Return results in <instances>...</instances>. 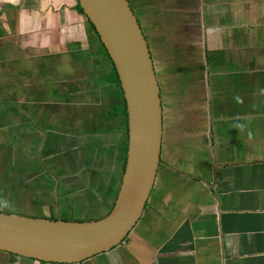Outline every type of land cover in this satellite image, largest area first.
<instances>
[{
    "label": "crops",
    "instance_id": "obj_1",
    "mask_svg": "<svg viewBox=\"0 0 264 264\" xmlns=\"http://www.w3.org/2000/svg\"><path fill=\"white\" fill-rule=\"evenodd\" d=\"M191 1L175 0L171 10L161 0L151 4L152 12L167 9L166 17H178L175 22L169 17L168 28L178 29L182 17L191 26L200 18L202 28L197 33L189 29L180 37V45L176 35L169 34L172 40L165 42L168 48H176L173 51L196 52L199 59L192 87L194 102L185 100L182 93L176 99L183 89L180 83L175 86L178 89L169 88L174 95L173 100L168 95V103L163 102L165 131L167 124L173 128L174 117L182 110L188 123L195 121V111L200 113L197 128L206 134L197 132L194 124L193 132L199 133L194 134V141L206 143L218 177L206 184L209 197L201 185L194 188L198 202L194 211L192 204L180 207L185 218L174 224L178 238L173 227L168 233L165 229L163 240L170 238L165 248L158 249L162 244L154 250L134 245L139 261L119 264H155V250L156 264H264V0H195L198 18L190 9ZM77 3L0 0V189L10 185L11 176L27 180L28 175L46 171L56 185L60 175L49 170L53 160L44 157H67L70 174L80 170L82 163L66 155L78 146L93 147L106 139L97 124L117 129L118 143L123 140L119 118L125 113L112 114L114 107L122 105L123 96L121 87L112 81L115 67L103 46L90 36L95 32L77 10ZM151 27L153 34L158 33L155 41L159 44L160 33L168 34L167 27L163 23ZM88 36L91 52L81 54L79 48ZM92 91L94 97L87 95ZM110 92L119 103L108 111ZM254 99L258 108L252 107ZM108 116L115 117L107 120ZM96 151L89 149L83 166L91 163ZM206 167L205 176L211 172ZM158 183L152 193L161 191L154 199L160 204L164 191L171 187L158 188ZM201 192L204 195L199 196Z\"/></svg>",
    "mask_w": 264,
    "mask_h": 264
},
{
    "label": "rangeland",
    "instance_id": "obj_2",
    "mask_svg": "<svg viewBox=\"0 0 264 264\" xmlns=\"http://www.w3.org/2000/svg\"><path fill=\"white\" fill-rule=\"evenodd\" d=\"M130 1L135 14L137 15V17L140 18L142 28L145 34H147L152 47L157 75L159 77V81L162 87L163 102L168 103V95H171V99L173 100L174 94L169 91V88L171 87V85L172 87H175L179 83L180 89L182 87L183 89H181L179 93L177 92L176 99H178L179 94L182 93L183 98L185 100H190V102H194L195 95L193 91L194 89L192 87L194 86L193 81L196 77L195 66L197 65V63H199V59L196 56V52H193L192 54L183 52L179 53L178 50L173 51V49L176 50L175 47H171V50L170 48L167 49L165 45L166 41L172 40L171 35L177 36L174 39L176 43L179 44L180 37L183 36L190 29L188 26H186V23L190 24L191 22H184V19H182V17L180 18L178 29L176 28V26L168 28L169 17L174 22L178 19V17H175L174 19V17H166L165 15L168 8L171 10L170 5L174 4L175 0H161L168 7L165 12L160 11L158 13H155L154 11L152 12L153 9L151 7V4H153L155 1L160 0ZM162 23L166 25L167 29L165 30L168 34L167 36H165V33H160L161 39L158 40L160 44L159 45L155 41L157 40L158 33L156 32L153 34L151 26L154 27V25H160ZM90 36L94 38V40H97L99 42V39L95 33L91 34ZM84 41L85 42L79 48V53L83 54L84 51L86 53H90L91 49L89 45L90 41L92 42V40L88 36V38L85 37ZM95 44L99 45L96 42ZM89 70L90 72H92L91 69ZM175 89L178 88L175 87ZM189 89L190 94L188 93ZM108 93L109 91L107 90L106 94ZM87 95H92L94 97L95 92H87ZM118 103V99L113 98V93L110 92V95L107 97V110L110 111L112 105H118ZM255 103H259L257 99L253 100L252 107H255ZM255 108L258 107L256 106ZM259 109H262V103L259 105ZM187 112L188 115L193 113V111ZM170 114L171 113L167 114L168 123L171 119ZM195 115V121H191L190 123H188L186 122L188 119L187 113L185 110H182L180 114L175 115V119L173 120L172 124H174V128L181 127L184 132H186V127L192 126L191 124H195V130H197V122L199 120V117L197 115L200 116V113L197 114L195 111L192 116ZM121 116H123V118H119L121 124L119 126V132L122 136L125 134L126 131V120H124L125 114ZM114 117L115 116H108L107 120H111ZM168 125L169 124L166 125L167 129L165 131L163 157L167 163L172 164V167L176 169H181L183 172V176L174 171H171L170 168L161 167L159 173L157 174V181L159 182L158 188L171 187L169 190L164 191V197H162L161 203L157 204L154 200L155 197L160 196L161 193L159 189H156L153 193L151 192V196L147 204V206L149 205V209L147 210V212H145L143 218L140 220L138 225L132 230L125 242L119 247H116V249L114 248L108 253L99 255V257H97L95 261H92L95 264H119V261H122L123 263H128L130 259L134 262H136L137 260L139 261V252L137 251L136 256L133 251L134 245L154 250L156 245L162 244L160 247H158V249L162 247L165 248L168 245L170 238L167 236V239L164 241V235L162 231L166 229L168 233L173 227L174 236L177 237L174 224L185 218L180 207H185L187 205L190 207L191 204L194 205L193 208L198 207V202L194 198V188L197 189L196 186L200 185V182L202 184L201 186H199V188H203L207 193V197H209V194L207 192V190H209V187L206 186L204 182H206L207 179L210 182L211 180H213L211 172L209 173L208 177L201 178L200 180L188 176L190 172L194 174H202V172L197 167H194L195 162L191 163V161H193L194 159V155L200 152L201 150H199L194 144H192L191 141L183 142L180 141L179 137L175 138V136H170L171 129H168ZM95 127L101 129L105 133L106 139H102L99 140L97 143H93V147H87L86 145H83V147L78 146V150H70L66 155L68 157H71L72 161H74L76 164H78L79 162L82 163L80 165L81 169L77 172L70 174V160L67 157L59 159L60 157L56 155V159L54 158V156L43 158H51V160H53V163H50V160L48 161L51 164L49 165V170L52 169L53 174L60 175L58 180L60 183H65V185L62 184L65 189L61 188V185L59 189H57V184L55 185V182H53L52 179L48 177L51 176L50 171H46L45 173L37 172L35 175H28L27 180L18 179L17 176L13 178L11 176L12 179L9 181L10 185H6L4 189H0V210L23 213L28 215L47 216H52V214L58 213V215L63 217V214L65 213L64 209L66 208V206H68L69 203H71L70 205L74 207L71 214L80 215L82 213H91V215L94 216H92L90 219L99 218L98 213L96 211H101L103 207L107 210V204H111L112 195L106 196V194L108 193L107 191L112 182L113 175L119 173L120 171L118 166H120L121 161L119 163L120 151H118L119 143L117 129L111 130V127L106 124H97V126ZM85 128H87V126H85L84 129ZM190 130H192L191 127ZM98 137L101 138V133L98 135ZM197 139H201V137ZM87 142L88 141L86 139L83 140V143L87 144ZM194 142L200 143L204 141L197 140ZM182 143L184 148H181ZM89 148L96 149L97 151L96 153H93L91 163L85 164L83 166V161H86L88 159V156L90 157L89 153L91 152H89ZM113 154L114 156L111 158L110 156H112ZM201 161L204 163H208V158H205ZM181 165H183L184 167H182ZM184 174H187V176H185ZM36 183H38L37 187H41L44 185L45 187H42L41 190H35V187L33 185H35ZM214 189L215 187L211 188L212 192L214 191ZM17 192L18 196L20 197L18 199L16 197L14 199H10L11 196L16 195ZM171 193L173 194L170 195ZM201 195H204L203 192L199 194V196ZM57 199L60 201L58 207L56 206ZM106 199L108 200V203L105 204ZM64 202L65 204H63ZM73 204L75 206H73ZM92 205H98L95 208L96 211L93 210ZM82 207L90 209L86 210ZM146 214H148L147 218ZM168 228L171 229L169 230ZM158 233H160V235ZM157 255L158 253L155 250V252H153V259L155 264ZM7 260L18 261V263L22 262L24 264H32L31 259L21 257L8 258L7 256L0 254V261Z\"/></svg>",
    "mask_w": 264,
    "mask_h": 264
},
{
    "label": "water",
    "instance_id": "obj_3",
    "mask_svg": "<svg viewBox=\"0 0 264 264\" xmlns=\"http://www.w3.org/2000/svg\"><path fill=\"white\" fill-rule=\"evenodd\" d=\"M77 2L118 73L126 102L128 147L114 206L100 218L0 210V252L49 264H84L122 245L146 211L160 165H166L163 92L139 17L129 0Z\"/></svg>",
    "mask_w": 264,
    "mask_h": 264
},
{
    "label": "flooded vegetation",
    "instance_id": "obj_4",
    "mask_svg": "<svg viewBox=\"0 0 264 264\" xmlns=\"http://www.w3.org/2000/svg\"><path fill=\"white\" fill-rule=\"evenodd\" d=\"M130 1V0H129ZM130 3H131V1H130ZM191 7H190V9L192 10V13L193 14H195L196 15V18H198L197 16H198V4L196 3V1L195 0H192L191 1ZM132 6V5H131ZM133 8V7H132ZM195 18V19H196ZM188 22V21H187ZM198 25V26H197ZM186 26H188L194 33H197V31L199 32H202V28H201V25H200V23L196 20L195 22H193V26H191V25H189V24H187L186 23ZM192 27V28H191ZM205 30H203V32H204ZM148 38V37H147ZM166 48H168L167 46H166ZM179 51V50H178ZM179 53H180V51H179ZM126 115V114H125ZM192 126H188V127H186L185 128V131H188V132H190L189 134H185V132L182 130V128L181 127H176V128H174V126H173V128L171 129V132H170V136H175V138L176 137H179L180 138V141H183V142H185V141H191V143L192 144H194L199 150H201L200 152H198V153H200L199 155L200 156H194V159H193V161H191V163H193V162H195V165H194V167H197L201 172H202V174H194V173H190L188 176L189 177H191V178H194V179H197V180H200L201 178H205V177H208V174L205 176V171H206V165H208V171H211V174H212V178H213V180H211V182L207 179V181L206 182H208L210 185H211V183H213L214 181H215V176H217L218 177V173L216 174V169H215V167L213 166V165H211V163H212V158H211V153H210V151L209 150H206V143L205 142H200V145L199 144H197V142H194V139H195V137H194V134L196 135V134H199V133H195V131L193 132V129H195V125L194 124H191ZM190 127L192 128V130H190ZM197 132H201V131H199L198 130V128H197ZM202 134H206V132L204 131V132H202L201 133V135ZM123 136V140L121 141V143H120V141H119V143H120V146H119V148H118V151H120L122 148H124L125 147V145H126V143H127V141H126V138L124 137V135H122ZM186 136V137H185ZM205 136H210V135H205ZM203 137V136H202ZM201 137V138H202ZM164 138H165V135H164ZM175 143H176V141H175ZM163 145H164V143H163ZM181 148H184V146H183V143L181 144ZM79 148H77V149H75V150H78ZM119 163H120V161H121V163H120V166H118V168H119V173H117V174H114L113 175V179H112V182H111V184H110V186H109V189H108V193L106 194V196H108V195H112V193H113V189L114 190H116L117 188H118V185H120V183H121V179L120 178H122L121 177V173H122V166H123V162H122V156L119 154ZM205 158H208V163H204V162H202L201 160H203V159H205ZM162 160H163V162L166 164V165H160V167H159V170H158V173H159V171H160V168L162 167V168H170L168 165H170V166H172V164H169V163H167L165 160H164V157H163V149H162ZM182 167H184L183 165H181ZM174 168V167H173ZM171 169V171H174V172H176V173H178V174H180L181 176H183V172H182V170L181 169H176V168H174V169H172V168H170ZM176 169V170H175ZM36 174V173H35ZM35 174H33V175H35ZM185 176H187V174H184ZM202 175V176H201ZM157 180V179H156ZM39 183V182H38ZM38 183H36L35 185H33L34 187H35V190H41L42 189V187H45V185L44 186H41V187H37V185H38ZM43 183V182H42ZM67 183V182H66ZM205 183V182H204ZM57 184V186H60V185H65V183L64 182H57L56 183ZM202 183L200 182V185H201ZM205 184H207V183H205ZM40 185H42V184H40ZM120 187V186H119ZM4 189V188H3ZM57 189H58V187H57ZM65 189V188H64ZM194 194H196V192H194ZM10 197V196H9ZM19 198L20 196H18V192L16 193V195H12L11 196V198L10 199H14V198ZM58 197H59V194H58ZM194 198H195V196H194ZM194 198H193V200H194ZM112 199H113V197H112ZM57 201H58V199H57ZM148 204V203H147ZM55 205H56V203H55ZM79 205V204H78ZM77 205V206H78ZM52 206V205H51ZM57 207L59 206L58 205V203H57V205H56ZM73 206H75L74 204H73ZM92 207H94V205H92ZM148 207V206H147ZM146 207V212H147V210H148V208ZM83 209H86V210H88V209H90V208H85V207H82ZM110 207H108L107 206V210L106 209H104V207L101 209V211H96L97 213H98V216H101L102 214H105L107 211H108V209H109ZM194 209L195 208H193L192 209V211H194ZM106 210V211H105ZM58 212H59V210H58ZM86 217L88 216V213H83ZM96 214V213H95ZM35 216H45V217H50V218H52L51 216H47V215H35ZM92 216H94V215H91V216H88L87 217V219H89V218H91ZM57 217H60V218H62L60 215H58V213L56 214V218ZM92 219H94V218H92ZM2 255H5V256H7L8 258H11V257H15V258H17L18 256H15V255H12V254H7V253H4V252H0ZM7 261H9V260H7ZM32 261V264H34L35 262H36V260H31ZM89 262V261H88ZM39 263H42V264H47V263H43V262H39ZM89 264H90V262H89Z\"/></svg>",
    "mask_w": 264,
    "mask_h": 264
},
{
    "label": "trees",
    "instance_id": "obj_5",
    "mask_svg": "<svg viewBox=\"0 0 264 264\" xmlns=\"http://www.w3.org/2000/svg\"><path fill=\"white\" fill-rule=\"evenodd\" d=\"M77 10H78L79 12H81V13L84 15L83 10H82L81 6H80L78 3H77ZM90 26H91V28L93 29V31L95 32V34L97 35V37H98V39H99V43L103 46L105 52L107 53L106 48L104 47L103 43L101 42V40H100V38H99V35H98V33H97V31H96L94 25H93L91 22H90ZM113 65H114V64H113ZM112 78H113L112 81H114L117 85L120 86L119 76H118V73H117V71H116L115 68H114V72H113V77H112ZM122 95H123V91H122ZM122 97H123V98H122V105H120V107H118V106L114 107V108H113V111H112V114H117V113H125V114H126V115H125V117H126V118H125V119H126V125H125L126 131H125L124 136H125L126 141H127V143H128V125H127V124H128V119H127V112H126V102H125L124 96H122ZM127 143H126L125 147L122 148V149L120 150V153H119V154L122 156V162H123L122 173H123V171H124V167H125V163H126V152H127V147H128V144H127ZM89 149H90V148H89ZM122 173H121V177H122ZM120 179H121V178H120ZM119 186H120V185H118V188H117L116 190L113 189V193H112V197H113V199H112V201H111V204H107V206L110 207V208L108 209V211L106 212V214L109 213V212L111 211V209L113 208V206H114L115 200H116L117 195H118V192H119V188H120ZM59 187H60V186H58V189H59ZM61 188L64 189V186L61 185ZM57 203L59 204L60 201L58 200ZM106 203H108V200H107V199H106V201H105V204H106ZM63 204H65V202H64ZM70 204H71V203H69L68 206H66V208L64 209V212H65V213L63 214V217H62L63 219L85 220L88 216H91V213H88V216H87V217H86L83 213L80 214V215H73V214H71V212L73 211L74 207H72ZM97 206H98V205H94V207H93V210H94V211H96L95 208H96ZM7 212H8V211H7ZM102 216H104V215L99 216V218L102 217ZM51 217H52V218H56V214H55V213L52 214ZM89 219H90V218H89ZM94 219H97V218H94Z\"/></svg>",
    "mask_w": 264,
    "mask_h": 264
}]
</instances>
